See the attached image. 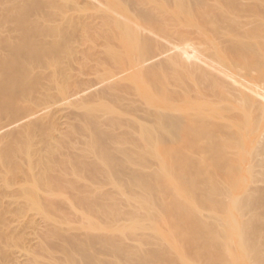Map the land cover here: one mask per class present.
I'll return each instance as SVG.
<instances>
[{
	"label": "bare ground",
	"instance_id": "6f19581e",
	"mask_svg": "<svg viewBox=\"0 0 264 264\" xmlns=\"http://www.w3.org/2000/svg\"><path fill=\"white\" fill-rule=\"evenodd\" d=\"M0 1V264H264V0Z\"/></svg>",
	"mask_w": 264,
	"mask_h": 264
},
{
	"label": "rangeland",
	"instance_id": "374dc122",
	"mask_svg": "<svg viewBox=\"0 0 264 264\" xmlns=\"http://www.w3.org/2000/svg\"><path fill=\"white\" fill-rule=\"evenodd\" d=\"M1 2V1H0ZM0 8H1V3H0ZM101 232V231H100ZM96 233V232H95ZM98 233V232H97Z\"/></svg>",
	"mask_w": 264,
	"mask_h": 264
}]
</instances>
